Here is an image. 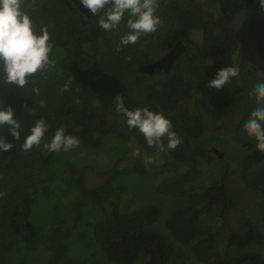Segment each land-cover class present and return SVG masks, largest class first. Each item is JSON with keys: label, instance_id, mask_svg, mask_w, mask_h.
<instances>
[{"label": "trees", "instance_id": "trees-1", "mask_svg": "<svg viewBox=\"0 0 264 264\" xmlns=\"http://www.w3.org/2000/svg\"><path fill=\"white\" fill-rule=\"evenodd\" d=\"M158 3L162 23L157 31L121 45L129 32L127 13L115 31H104L98 17H87L72 0H24L23 10L37 32L47 27L50 33L55 65L20 88L4 82L0 63V107L11 105L21 124L19 140L9 125H0V138L12 144L9 151L0 150V264H26L33 253L39 264H264V152L243 127L261 106L251 93L264 82V8L260 0ZM211 4L213 14L207 12ZM193 31L202 34L200 41L192 39ZM177 41L185 49L169 70L142 69L152 62L146 59L162 57ZM230 66L239 67L237 77L219 90L207 87L221 68ZM65 83L69 90L61 91ZM117 94L125 97L129 110L162 112L182 143L167 149L165 137L164 151L149 147L116 112ZM40 119L48 131L39 146L25 152L21 146ZM209 121L221 132L210 139L225 146L228 157L203 147ZM60 127L80 139V157L44 153ZM133 140L157 159L147 167L145 156L120 166ZM110 151L116 159L107 167V179L90 187L86 172L100 167L91 157L104 163ZM212 162L220 166L221 179L212 172L211 186L200 192L188 189L200 166ZM150 172L156 174L151 180L157 192L190 202L166 210L159 199L131 204L136 176ZM231 178L256 193L252 201L247 204L234 194ZM109 200L110 212L104 208ZM41 201L50 209L36 223L33 214ZM205 208L214 210L216 223H222L214 230L224 232V247L217 245V232L190 222ZM232 215H239L237 229Z\"/></svg>", "mask_w": 264, "mask_h": 264}, {"label": "clouds", "instance_id": "clouds-1", "mask_svg": "<svg viewBox=\"0 0 264 264\" xmlns=\"http://www.w3.org/2000/svg\"><path fill=\"white\" fill-rule=\"evenodd\" d=\"M23 3L24 0H0V63L3 65L4 82L20 88L28 83L29 77L55 65V61L50 59L53 44L47 27H42L37 32L34 21L23 10ZM80 4L90 15L98 17L99 27L104 31H115L127 13L129 32L121 38V45L135 44L142 35L157 31L162 23L161 17L156 14L158 0H80ZM260 4L264 8V0H260ZM239 74L238 66L221 68L207 87L219 90ZM69 87L70 83H65L61 91H68ZM33 91L39 94L38 88ZM251 95L256 97L257 104L261 106L251 112V118L243 127L257 141L256 148L264 152V82L256 84ZM124 100L125 97L121 94L115 96L116 112L123 113L130 129L140 131L149 147L156 146L164 151L165 137L168 141L167 149H175L182 143V139L173 130L172 122L162 112L151 111L148 107L129 110L125 107ZM44 103L41 100L40 106L44 107ZM14 117L15 110L11 105L7 108L0 107V125H9L11 135L19 140L21 124ZM48 128L49 125L43 119L37 120L30 129V135L25 138L22 150L28 152L34 146H39ZM80 143L78 137L66 135L65 128L60 127L44 147L52 152H68L79 147ZM11 148V143L0 138V150L9 151ZM138 154L133 153L134 156ZM153 162L152 157H146L144 161L146 167Z\"/></svg>", "mask_w": 264, "mask_h": 264}, {"label": "rangeland", "instance_id": "rangeland-1", "mask_svg": "<svg viewBox=\"0 0 264 264\" xmlns=\"http://www.w3.org/2000/svg\"><path fill=\"white\" fill-rule=\"evenodd\" d=\"M207 12H210L211 14L214 13V6L212 4L207 7ZM207 14L209 17V13H207ZM190 36L192 37V39L194 41H200L202 34H200L197 31H193ZM156 41L161 43L158 39ZM156 59H159V58L146 59V61H149V60L155 61ZM261 63H264V60H262ZM235 116H236V114H235ZM229 118L232 121L234 120V119H232L233 115L229 116ZM232 121H230L231 124H233ZM216 124L217 123H215V122H211V121L208 122L207 135H206V138L202 141V145L206 150H211L213 148H217L220 152L219 157H222V158L228 157V155H226L227 148L225 146H220V147L217 146L210 139V137L212 136V134H214V132L215 133H218V132L221 133L220 130L216 129V126H217ZM79 150H80V148L77 147V148L71 149L68 152H63V155H64V157L71 158V159H73L74 157H80L81 154H80ZM43 151L46 155H48L51 152L45 147H44ZM134 152H138L139 154L134 156L133 155ZM108 153H109V155H108ZM108 153L106 154L107 158H106V161L104 163H101V161L96 157V155L91 157V159L94 162L98 163L96 165H99L100 167H99V169L97 166L94 169L89 168L87 170L86 182L90 187H94L96 185H99L107 179L108 174H109L107 172L108 171L107 167L110 165V162L113 163L114 160L116 159V158L112 159V156L114 155L113 151H110ZM211 154H213L212 151H211ZM110 156H111V158H110ZM142 156L152 157L154 160L157 159L155 157V153H152V152L149 153V152L142 150L141 146L137 143V141L133 140L128 158L125 160H120L119 165L120 166H122V165L126 166L129 164H132L133 162L137 161ZM101 167H104V169H102ZM172 169L175 171L174 174L179 173L177 168H175V166H172ZM212 172H213L214 177L217 178V180L221 179V175H222L221 168H220V166H219V168H215L214 162H212L210 166H209V164L208 165L204 164V165L200 166V168L197 172V175L194 174L195 179L192 181V184L188 187V189H190L191 191L194 190L195 192H200V191H203L205 188L211 186V183L209 182V177L212 174ZM155 175L156 174H154L153 172H150L149 175H147L146 177L142 176V175L136 176V179L134 180L135 182L133 184L134 185L133 190H135V192H134L135 194H131L129 196L130 203L131 202L132 203L137 202V201H138V203H142V202L143 203H150V202H155V201H157V199H159L160 200V201L158 200L159 203H161V205H163L164 209L166 210V209L174 208L177 205H185L188 202H190L188 198L173 197L171 194L168 195L167 192H164L162 190L157 192L156 188H154L153 182L151 180V178ZM240 183H241L240 181H236V180L233 181L232 178L230 179V185L232 186V189L234 190L233 191L234 194L238 198H243V199L247 200L246 203L248 204L249 201L253 200L252 195H255L256 193L254 194L253 191L244 189ZM41 202H43V203L38 202L39 204L38 203H37L38 205L36 204L37 205L35 208L36 211L33 214V220L36 223H41L40 221H44V219L47 217L46 214H47L48 210L50 209V206L47 205L46 201H41ZM44 203H46V204H44ZM104 208L109 212L112 210V204H111L110 200L106 201L104 203ZM198 208H200V206ZM201 212L203 215L199 216L198 218L189 217L190 222H192L193 226H195V227L199 226V227H201V229L207 228L209 230L217 232L218 233L217 245L219 247H224L226 245V241H227V238H226L224 232L221 229L220 230L216 229L217 231L214 230V228H220L222 225L221 222L216 223L218 218L215 215V211L212 209L208 210V208H205ZM232 218H233V219H231L233 221L232 226L234 229H237L238 225L240 224L239 215L238 216L232 215ZM33 254L39 256L37 253H33ZM34 255L29 256V258L26 259L25 263L26 264H39L38 257L34 256Z\"/></svg>", "mask_w": 264, "mask_h": 264}, {"label": "water", "instance_id": "water-1", "mask_svg": "<svg viewBox=\"0 0 264 264\" xmlns=\"http://www.w3.org/2000/svg\"><path fill=\"white\" fill-rule=\"evenodd\" d=\"M72 2L75 3V5L87 16V17H93L95 18L96 16H92L88 13L86 9H84L81 4L80 0H72ZM185 46L182 41H177L176 44L161 58L152 61L150 63L144 64L142 66V69L148 70L150 72H153L156 69L162 70H169L171 66L173 65L174 61L178 59V57L181 55V53L184 51ZM211 151L219 154L220 152L217 148L211 149Z\"/></svg>", "mask_w": 264, "mask_h": 264}]
</instances>
